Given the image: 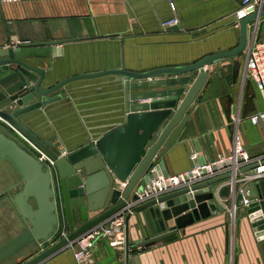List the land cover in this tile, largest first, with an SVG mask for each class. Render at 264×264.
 <instances>
[{"label":"crops","instance_id":"0c3cea01","mask_svg":"<svg viewBox=\"0 0 264 264\" xmlns=\"http://www.w3.org/2000/svg\"><path fill=\"white\" fill-rule=\"evenodd\" d=\"M173 1L176 12L171 10L169 0L0 1V47L18 42L59 41L49 48H40L50 50L49 56L26 59L45 70L43 87H49L69 77L110 69L142 72L184 66L209 54L234 49L240 43L241 25L235 23L234 15L242 0ZM173 15L179 18V25L163 27L162 21ZM260 30L264 32V19L259 21ZM254 33L255 23L249 27L248 45L242 54L207 66L209 77L188 110L191 117L179 141L160 150L169 175L190 169L194 150L198 159L204 158L208 163L230 155L237 139L251 157L264 156V122L254 125L248 118L264 109V100L252 80H242L247 48ZM125 82L124 76L110 73L74 78L51 95L60 96L58 100L25 115L23 120L36 135L58 149L77 150L126 123ZM152 101L156 99L137 103ZM15 108L13 104L10 111ZM0 129L17 134L38 155L2 118ZM245 183L243 180L237 186ZM248 193L251 195L253 190ZM5 199L6 196L0 198V202ZM9 204L23 229L20 213L12 201ZM226 208L178 229L176 234L156 241L145 251L133 245L152 236L151 231L142 213H132L126 232L128 260L126 245L117 248L102 240L89 264H264V230L253 225L245 207L240 205L235 214ZM168 225H175L174 218ZM60 228V234L48 241L46 247L67 230L64 221ZM39 264H76L72 246Z\"/></svg>","mask_w":264,"mask_h":264},{"label":"water","instance_id":"95a60500","mask_svg":"<svg viewBox=\"0 0 264 264\" xmlns=\"http://www.w3.org/2000/svg\"><path fill=\"white\" fill-rule=\"evenodd\" d=\"M258 19H264V8L241 21V40L237 47L209 54L188 65L142 72L124 68L110 69L69 77L49 87H43L45 70L31 65L26 59L49 56L50 50L40 48H49L59 41L18 42L13 46L0 47V118L54 162L53 165L46 164L17 138L0 130V158L10 160L20 176L19 181L0 196L5 194L9 197L10 191L16 189L11 195V201L24 222L22 231L0 246V264L29 245H41L52 240L64 221L66 236H61L22 263L39 264L68 247L82 233L117 212L128 202L137 200L138 194L157 175L168 176L160 150L179 141L191 117L188 110L209 77L207 66L242 54L248 45L249 27ZM109 73L122 75L126 79L128 115L123 125L77 150L67 151L60 150L49 140L40 138L24 122L25 115L58 100L60 96L51 95L72 79ZM166 86L177 87L132 92ZM167 97L172 99L163 100ZM146 99L156 101L137 103ZM13 104L17 108L10 111ZM198 163L204 164L206 161L200 158ZM153 165L156 166V171L152 170ZM256 167L257 164H252L235 174L228 172L193 184H185L136 205L133 213L143 214L152 236L136 242L133 246L143 247L162 240L195 221L218 211H225L227 208L218 197L233 195L228 185L218 192L220 183L233 179L236 187V176L250 175ZM185 179L188 181L189 177ZM123 182L127 183L125 187L121 185ZM250 190L253 193L248 195ZM246 196L251 201L247 213L252 218L253 225L263 231L264 179L245 183L242 191H238L233 197V204L238 208ZM130 216L127 217L126 232ZM172 218L175 225L169 226L168 221ZM126 249L128 260V237Z\"/></svg>","mask_w":264,"mask_h":264},{"label":"built area","instance_id":"2783aa9c","mask_svg":"<svg viewBox=\"0 0 264 264\" xmlns=\"http://www.w3.org/2000/svg\"><path fill=\"white\" fill-rule=\"evenodd\" d=\"M6 3H12L18 0H0ZM170 8L173 12H176L177 7L173 0H169ZM264 8V0H242L240 6L235 11V23L237 25L241 24V21L249 16L253 12H260ZM259 21L258 19L255 23V33L251 44L247 48V57L245 61L246 77L252 80L264 100V32L259 31ZM180 20L176 15L165 19L162 21V26H172L179 25ZM262 28V27H261ZM249 120L252 124L258 125L264 122V109L257 110L256 112L249 115ZM12 127V126H11ZM13 128V127H12ZM17 133L18 130L13 128ZM20 134V133H19ZM37 152L38 157L41 161L46 164L53 165L54 162L49 158L47 154L38 149L31 141L23 137ZM199 154L196 150L192 151L190 158L193 162V166L187 171L177 174L168 175L163 174L157 175L152 182L145 188L144 191L139 193L137 200H132L128 202L124 207L119 209L117 212L106 218L105 220L94 225L84 233H82L78 238H76L70 245L75 246L73 248V255L76 264H89L91 262L93 253L97 248L99 242L102 240H107L109 244L113 247L122 246L127 244V234H126V222L127 217L132 215L133 208L143 203L149 199L158 197L164 193L173 191L182 185L193 184L206 179H210L219 175H223L228 172L236 173L238 170L245 168L252 164H257V167L253 169L250 175L244 176L243 179L238 180V184L243 180L248 181H258L264 179V156L253 158L251 157L245 147L237 139L235 150L227 156H221L213 162H206L204 164L198 163ZM216 166V168H214ZM153 171H156V166L153 165ZM205 170V172H203ZM185 177H189L187 181ZM126 182L121 183L122 187L126 186ZM228 185L230 187V192L232 197H219V200L226 206L229 207L230 211L235 214L238 209L233 204V197L239 191H242V187L234 186L233 179H228L226 182L219 185L218 192L220 189ZM249 195V193H248ZM251 201L249 196L244 197L240 204L246 209L249 207ZM62 236H66L67 231H62Z\"/></svg>","mask_w":264,"mask_h":264},{"label":"rangeland","instance_id":"374dc122","mask_svg":"<svg viewBox=\"0 0 264 264\" xmlns=\"http://www.w3.org/2000/svg\"><path fill=\"white\" fill-rule=\"evenodd\" d=\"M246 74L247 73L245 70V63H244V71L242 74V80L247 79ZM0 130L3 131L2 129ZM3 132H5L7 135L13 138H17L16 135L13 134L14 132L13 133L9 131H3ZM17 139L20 140L19 138ZM19 179H20V176L18 174V171L15 169L13 163L10 160L0 158V193L3 192V190H5L6 188H8L9 185L11 186L15 184L17 181H19ZM15 190L16 189H12L9 193L10 196L9 197L6 196L7 199L0 202V246L4 244L5 242H7L8 239L11 236H13L16 232H19L20 230H22L18 216L16 217L15 213L13 212L9 204V201H11V195L13 194ZM59 234L60 232L58 233V235ZM108 243L109 242L107 241V244ZM46 244H49V243L46 242L41 245H29L22 251L18 252L17 254L9 258L8 260L4 261L2 264H22V262L23 261L25 262V260L28 257L45 249ZM152 246L146 247V248L143 246L140 248H142L141 249L142 251H145L147 249H150ZM72 248H75V246L72 245ZM117 248H122V246H118ZM139 249L134 248V250H137V251H139Z\"/></svg>","mask_w":264,"mask_h":264},{"label":"trees","instance_id":"16d2710c","mask_svg":"<svg viewBox=\"0 0 264 264\" xmlns=\"http://www.w3.org/2000/svg\"><path fill=\"white\" fill-rule=\"evenodd\" d=\"M15 134V133H14ZM16 136H18L17 134H15ZM21 143H23L24 144V146H26V147H28L30 150H32V151H34L26 142H24L23 140H19ZM155 244V242L154 243H151V244H148V245H146V246H144L145 248L146 247H150V246H152V245H154ZM136 248V247H135ZM142 248H140V250H141Z\"/></svg>","mask_w":264,"mask_h":264},{"label":"flooded vegetation","instance_id":"af4514ba","mask_svg":"<svg viewBox=\"0 0 264 264\" xmlns=\"http://www.w3.org/2000/svg\"><path fill=\"white\" fill-rule=\"evenodd\" d=\"M5 196V194H3L2 196H0V198H2V197H4Z\"/></svg>","mask_w":264,"mask_h":264}]
</instances>
